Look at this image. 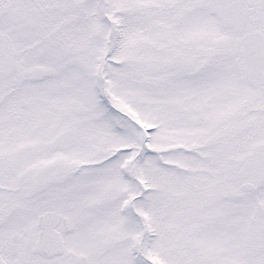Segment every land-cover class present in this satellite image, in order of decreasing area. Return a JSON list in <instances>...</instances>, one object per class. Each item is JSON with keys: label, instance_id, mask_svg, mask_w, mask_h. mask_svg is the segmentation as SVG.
Masks as SVG:
<instances>
[{"label": "rangeland", "instance_id": "rangeland-1", "mask_svg": "<svg viewBox=\"0 0 264 264\" xmlns=\"http://www.w3.org/2000/svg\"><path fill=\"white\" fill-rule=\"evenodd\" d=\"M173 1L178 0H5L4 14L14 15H6L0 26L6 29L8 19L15 25L18 58L43 59L56 72L46 77L49 84L58 83L48 92L47 106L88 110L77 122L93 130L91 155H106L85 164L68 188L78 193L73 222L81 237L74 250L100 257L96 264H145L135 242L131 248L123 243L132 233L128 239H136V216L123 211L129 203L125 194L139 193L138 180L159 193L161 235L155 246L160 251L156 259L147 253L149 260L249 262L247 225L253 212L220 192L232 187V168L186 161L202 154L203 132L216 129L209 121L217 103L203 99L205 90L216 89L211 85L216 80L167 60L168 40L158 37L150 22L162 3ZM134 15L145 19L136 21ZM165 31L161 28L166 36ZM144 138L154 154L144 149L141 159L130 161ZM9 228L8 223L0 233ZM173 231L175 250L168 254Z\"/></svg>", "mask_w": 264, "mask_h": 264}, {"label": "flooded vegetation", "instance_id": "flooded-vegetation-1", "mask_svg": "<svg viewBox=\"0 0 264 264\" xmlns=\"http://www.w3.org/2000/svg\"><path fill=\"white\" fill-rule=\"evenodd\" d=\"M161 5L158 14L147 19L155 24L158 37L168 40L163 49L170 53L167 60L187 66L193 74L208 72L216 80L211 84L216 89L203 94L204 100L217 103L211 107L214 112L210 108L215 115L209 121L216 129L203 132L202 154H190L186 161L195 158L217 170L232 168L233 185L220 192L253 212L247 225L248 264H264V0H178ZM5 12V0H0V22L14 15ZM10 19L6 29L0 26V229L10 224L0 233V264H96L100 257L74 250L81 237L73 222L78 193L68 188L85 164L90 167L106 155H91L93 130L77 122L90 114L88 110L47 106L48 92H55L58 83L49 84L46 77L56 72L43 59L18 58ZM106 19L112 28V19ZM144 149L154 154L143 139L130 161L141 159ZM247 184L252 186L248 191ZM138 185L139 193L128 196V208L138 222L133 227L136 239H128L132 233L123 243L131 248L134 241L141 263L156 264L151 259L160 251L155 246L161 235L156 217L159 193L142 180ZM49 211L63 215L54 230L61 247L40 243L38 218ZM175 235H170L168 254L174 253ZM150 252L149 260L145 255Z\"/></svg>", "mask_w": 264, "mask_h": 264}, {"label": "water", "instance_id": "water-1", "mask_svg": "<svg viewBox=\"0 0 264 264\" xmlns=\"http://www.w3.org/2000/svg\"><path fill=\"white\" fill-rule=\"evenodd\" d=\"M247 48V52H248ZM251 185L244 187L245 190H250ZM62 215L55 212H47L39 217L38 227L40 232V243L48 246L55 245L61 247V239L56 235L54 228L59 223Z\"/></svg>", "mask_w": 264, "mask_h": 264}]
</instances>
